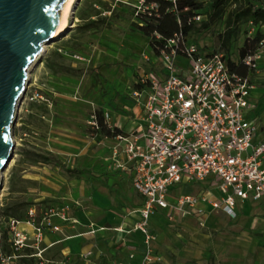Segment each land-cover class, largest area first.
<instances>
[{
	"label": "rangeland",
	"instance_id": "obj_1",
	"mask_svg": "<svg viewBox=\"0 0 264 264\" xmlns=\"http://www.w3.org/2000/svg\"><path fill=\"white\" fill-rule=\"evenodd\" d=\"M133 4L132 0H76L61 37L48 44L41 59L31 66L27 92L13 126V158L1 173L0 249L10 219L5 211L18 209L25 219L32 208L40 219L47 209L69 204L68 216L78 217L80 223L75 230L65 227L68 235L82 233L91 223L111 228L116 235L125 218L134 221V231L123 233L118 240L125 249L109 250L106 264H264V206L247 201L234 217L215 210L203 224L193 218L170 220L158 211L144 224L142 199L127 176L110 163V143L93 132L97 112L103 113L113 129L134 130L140 109L133 87L142 76L161 70L148 40L137 30ZM223 31L224 20L208 31L191 34L189 42L202 52L229 55L237 61L240 48L253 33L243 24L225 51L219 39ZM260 61L254 77L259 87L251 92L253 107L248 118L256 121L258 139L264 141V51ZM187 63L182 58L180 66ZM47 153L68 168L87 173H71L37 161L38 154ZM206 187L196 183L184 191L196 195ZM211 190L218 194L216 188ZM53 232L45 229L42 241L37 242L33 229L26 241L29 246L21 249L13 264H35L36 257L22 256L44 250V235ZM84 240L77 246L61 244L60 248H69L70 264H104L93 255L84 256L89 251V240ZM130 247L135 252L126 249ZM61 254L54 250L50 257Z\"/></svg>",
	"mask_w": 264,
	"mask_h": 264
},
{
	"label": "built area",
	"instance_id": "obj_2",
	"mask_svg": "<svg viewBox=\"0 0 264 264\" xmlns=\"http://www.w3.org/2000/svg\"><path fill=\"white\" fill-rule=\"evenodd\" d=\"M133 6L136 16L151 15L158 8L144 0ZM193 20L200 22L202 16ZM263 51L264 38L255 52L238 62L248 70L243 76L231 69L227 55L202 52L181 30L157 48L161 70L142 76L141 88L132 90L140 109L138 122L129 134L114 137L113 150L114 166L131 171L133 188L144 199V224L158 211L170 220L193 217L203 224L206 212L200 204L234 217L238 201L264 203V141L258 139L256 121L248 118ZM182 58L188 61L186 67L180 66ZM120 154L125 161L118 159ZM196 183H208V191L179 193ZM68 212V206L52 207L38 219L31 208L25 219L10 218L6 232L12 253L0 249V264H13L29 246L20 224L31 225L40 242L45 229L60 231L54 219L68 221ZM43 251L32 255L35 264H68L44 257Z\"/></svg>",
	"mask_w": 264,
	"mask_h": 264
},
{
	"label": "trees",
	"instance_id": "obj_3",
	"mask_svg": "<svg viewBox=\"0 0 264 264\" xmlns=\"http://www.w3.org/2000/svg\"><path fill=\"white\" fill-rule=\"evenodd\" d=\"M134 3L139 0H132ZM145 4H157L156 11L140 12L136 16L137 30L148 40L153 55H158L157 48L163 46L168 40L173 38L175 33L182 31L188 38L193 33L208 31L219 21L224 20V31L219 34L221 47L229 51L230 45L237 37L243 24H247L253 36L248 37L239 50V58L234 61L229 55L230 66L233 71L246 76L248 70L238 62L255 52L260 41L264 38V0H144ZM204 6L207 8L204 10ZM202 16L200 22H195L193 17ZM90 23H95V20ZM251 29H253L251 31ZM261 64V61H260ZM259 64V67H260ZM258 67V69H259ZM140 84H135L133 89H140ZM96 125L93 132L102 138H114L122 135L118 128H111L106 122L102 112L94 115ZM37 161L53 163L60 166L67 172L84 174L86 171L70 169L53 154H38ZM22 213L18 209L5 211L7 218L21 219ZM7 232L2 233V248L6 254H11V250L5 247L7 243ZM33 264V263H29Z\"/></svg>",
	"mask_w": 264,
	"mask_h": 264
},
{
	"label": "water",
	"instance_id": "obj_4",
	"mask_svg": "<svg viewBox=\"0 0 264 264\" xmlns=\"http://www.w3.org/2000/svg\"><path fill=\"white\" fill-rule=\"evenodd\" d=\"M68 0H0V189L13 158V126L31 66L54 39ZM61 37V36H60Z\"/></svg>",
	"mask_w": 264,
	"mask_h": 264
},
{
	"label": "crops",
	"instance_id": "obj_5",
	"mask_svg": "<svg viewBox=\"0 0 264 264\" xmlns=\"http://www.w3.org/2000/svg\"><path fill=\"white\" fill-rule=\"evenodd\" d=\"M136 108H137V106H136ZM129 133L130 132H123L122 131V135H127ZM106 139L110 143V146H109V153H110L109 160H110V163L113 165V167L115 169H118L119 171H121L122 173H124L127 176V178L129 179V181L131 183V186L133 188L131 171L123 170L121 168H117V167L114 166L113 150H114V147L116 145V140L114 138H106ZM118 159L120 161H125V157H124L123 154H120L118 156ZM204 184L207 185L206 189H204L203 191L199 192L198 194L206 193V191H208V189H209L208 183H203V185ZM191 185L192 184L182 187L179 190L180 191L179 193H181V194H191V193H185V191H184V190L188 189L189 186H191ZM133 190L135 191L134 188H133ZM198 194H196V195H198ZM140 198L142 199L143 204H144L143 197L140 196ZM246 203H247V201H245V202L238 201L237 210L239 209L241 204H246ZM253 203H255V205L264 206V203H256V202H253ZM62 206H68L69 207V204L60 205V207H62ZM200 207L202 209H204L205 212H206V220H207L208 216L213 211H215V210H212L211 207L209 205H207V204H200ZM237 210H236V212H237ZM159 213H164V212L160 211ZM23 218H24V216L22 215V219ZM185 218H193V217H185ZM79 223H80V221H79L78 217L71 216L70 220H68V221H65V222L64 221H60V220L57 221L56 224L60 225V231H58V233L61 234V235H59V234L57 235V233L53 232V231H52L53 232L52 234L45 233V235H44V244L46 246L44 247V254H45L46 258L53 259V260H65L68 264H70V262L72 261L71 260L72 257L68 256L69 255L68 254L69 253V248H68V250L60 248L61 244L62 243H70V244H72V246H75V245L77 246L79 241L85 239V240H89V245L87 247L89 251L86 252L84 254V256L93 255L94 257H96V259H99L100 261H104V260H107L108 257H110V254L108 253L109 250H110L111 253H114L117 250L122 252L125 248H123L122 244H120V242H118V240L121 239V236L123 235V233H128V232L134 231V229H133L134 221L131 220L130 218H125L123 223H122V225H121V228H119V227L116 228V230H115L117 232L116 235H114L111 232V230H110L111 228L103 227L101 225L99 226L97 224L95 225L94 223L88 224L87 225L88 229H85L82 233L78 232V233H73L71 235H68V233L65 231V227L70 225V227L75 230V229H77L79 227ZM123 227H126V230H123ZM19 228L25 230L28 234H30L31 231L33 230V227L31 225H28V224H25V223L20 224ZM3 232H6V231L3 230ZM50 232H51V230H50ZM113 240H115V244L114 245L111 244V243H113L112 242ZM106 245L110 246V249L107 248ZM111 245H112V247H111ZM5 247H8L11 250V252H12V248H11V245L9 243H7L5 245ZM1 249L3 250V248H1ZM126 249H129L130 253L135 252V249L133 247L126 248ZM54 250H56V251L60 250L61 251L62 254H61L60 258L50 257V255H52V252ZM96 251H99V253L96 252ZM100 251L102 252L103 257H106V258H103V257L101 258V252ZM31 255L32 254H26V255H24L22 257L23 258H29V257L31 258L32 257ZM117 263L120 264V262H117ZM104 264H106L105 261H104Z\"/></svg>",
	"mask_w": 264,
	"mask_h": 264
},
{
	"label": "bare ground",
	"instance_id": "obj_6",
	"mask_svg": "<svg viewBox=\"0 0 264 264\" xmlns=\"http://www.w3.org/2000/svg\"><path fill=\"white\" fill-rule=\"evenodd\" d=\"M76 0H68L67 4L65 5L64 9L61 12L60 19L58 21L56 30L54 32V39L59 38L63 32L65 31L66 27L68 26L69 20L72 17L74 11V5ZM47 46V45H46ZM46 46L44 47L46 49ZM33 66V65H32ZM30 75V73H29Z\"/></svg>",
	"mask_w": 264,
	"mask_h": 264
}]
</instances>
